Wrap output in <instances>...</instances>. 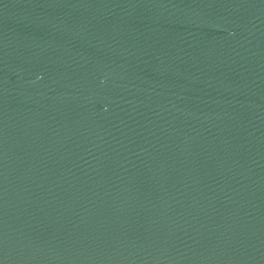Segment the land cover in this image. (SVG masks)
Wrapping results in <instances>:
<instances>
[{"label":"water","instance_id":"water-1","mask_svg":"<svg viewBox=\"0 0 264 264\" xmlns=\"http://www.w3.org/2000/svg\"><path fill=\"white\" fill-rule=\"evenodd\" d=\"M0 264H264V0H0Z\"/></svg>","mask_w":264,"mask_h":264}]
</instances>
